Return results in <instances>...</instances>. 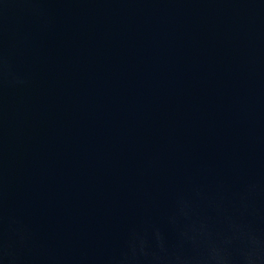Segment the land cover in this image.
Listing matches in <instances>:
<instances>
[{
  "label": "water",
  "instance_id": "obj_1",
  "mask_svg": "<svg viewBox=\"0 0 264 264\" xmlns=\"http://www.w3.org/2000/svg\"><path fill=\"white\" fill-rule=\"evenodd\" d=\"M0 264H264V0H0Z\"/></svg>",
  "mask_w": 264,
  "mask_h": 264
}]
</instances>
